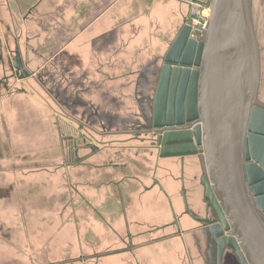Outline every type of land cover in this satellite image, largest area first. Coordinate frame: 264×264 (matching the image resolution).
I'll return each instance as SVG.
<instances>
[{"label":"crops","instance_id":"1","mask_svg":"<svg viewBox=\"0 0 264 264\" xmlns=\"http://www.w3.org/2000/svg\"><path fill=\"white\" fill-rule=\"evenodd\" d=\"M4 1L6 4L8 1L13 4V0ZM186 2V0H23L24 6H37L38 18H29L30 10H28L21 24L18 23V27L27 41L24 48L26 53L30 49H36L38 54L53 52L57 57V52L62 54V48H66L65 51L69 52L70 45L74 43L71 52L77 61L70 63L67 74L63 72L56 58L54 61L57 80L62 81L63 76L66 77L65 81L71 79V88L78 86V72L80 78L84 76L85 80H88V71L92 70L95 62H99L103 70L113 69L115 64L120 68L128 60L132 62V67L137 68L133 99L137 105V114L141 116L143 98L140 100L138 95L139 84L141 81H155V79L158 81L156 69L159 54L164 57L184 24L188 14ZM77 5L82 6L81 13L86 15L85 19L79 15V12L77 13L78 10L75 9ZM251 12L259 45L260 40L264 42V0H251ZM62 13L70 18L67 24L63 21V26ZM9 18L6 9L0 7V27L5 30L4 35L0 32L1 36L10 33L9 28L2 26V21H12ZM84 26L85 29L79 30ZM63 33L69 40L62 41ZM15 45L17 52L20 53L18 44ZM162 57L160 62L163 60ZM21 63L24 68L25 65L30 66L25 56L21 59ZM82 70H85V73L80 72ZM7 84L8 81L5 85ZM92 86L93 77L92 81H87L85 85L86 102L94 101L92 97L95 93ZM89 87L91 89H88ZM156 87L157 82L151 102ZM259 94L264 98L263 92ZM11 95L0 97V151H14L13 158L0 159V264L58 262L61 257V221L64 209L62 186L73 189V193L78 192V189H74V186L78 188L74 181L79 159L77 157L73 159L67 187L63 183L61 170V125L48 117L51 111L55 113V110L44 103L43 97L44 101L31 93L21 97L13 96V93ZM7 96L12 99H5ZM100 97L99 99L105 98ZM22 107H24L22 111L24 118L21 122L22 114L19 111ZM72 108L73 112L78 111V107ZM24 126L27 127L26 130L23 129ZM99 150L97 146H93L92 152L87 155L91 156L87 157L86 161L87 172L92 171L93 178L101 181L98 185H94L93 182L85 184V196L89 199L91 220L102 222L106 225L105 232L109 233L108 228L114 224L113 217L116 213H121L125 218L127 210L123 199L129 195L124 196L126 192L120 190V186L123 183V186L126 185L128 180H133L137 184V199L134 206L137 212V231L140 234L138 244L142 245L145 240H152L155 244L156 237L152 235L154 231L149 229H155L160 233L173 224V213L177 217L172 203L173 198H177L173 187L175 183L171 179L172 171L167 169L169 175L164 176L162 173L159 176V164L156 162L151 166L152 171L149 174L145 168L137 167L134 159L123 165H114L113 161L107 160L109 164L106 165L104 162L106 157L100 155ZM203 168L204 173H199L201 184L204 175L206 177L204 163ZM178 170L180 175V167ZM186 172L188 171L183 167L184 185L188 179ZM172 191L173 193H170ZM176 191V194H180L179 189ZM105 199L116 201L114 203L116 211H111V205L105 204ZM159 202L164 204L160 209H163L164 218H169V221L157 220L160 213ZM182 204L176 220L186 217L190 222H197L184 211V208H181L184 206ZM188 205L191 213L197 216L195 207L189 199ZM154 244L149 248L142 247L140 251L141 256L146 259L148 254H151L150 262L153 254L158 252L156 246L168 253L175 251L173 246L179 247L178 241L175 240L161 246Z\"/></svg>","mask_w":264,"mask_h":264},{"label":"rangeland","instance_id":"2","mask_svg":"<svg viewBox=\"0 0 264 264\" xmlns=\"http://www.w3.org/2000/svg\"><path fill=\"white\" fill-rule=\"evenodd\" d=\"M186 1L189 14L192 6L191 2L197 1L201 3L203 7L200 11L204 9L206 10L205 13H207L212 0ZM0 7L6 9L9 19L12 20L9 22L2 21V26L10 29V33L7 36H3L5 30L0 27V32L3 34L2 36L0 35V97L5 95L12 96V93L13 96L21 97V95L25 96L26 93H31L39 100H43V97L45 99V101L43 100L44 103L48 104L52 110H55V113L51 111L48 117L61 125V170L63 183L67 187L70 166L74 158L77 157L79 159L77 175L74 181L78 185V188L74 186V189H78V192L73 193V189L70 190L64 185L62 186V208L64 209L61 221L62 245L60 246V261H47L46 264H243L237 258V255L241 256V254L234 249L233 244L227 238L220 237L218 238V240H221L218 243L219 245L215 243L209 230V225L205 226L198 222H190L186 217L180 218L179 221L178 219L176 220L182 203V206H184L181 208H184L185 212L186 206L190 210L188 199L191 200L197 212V216L193 215L196 217H203L204 215L202 198L204 187L199 182L201 172L204 173L203 160L201 153L185 157L184 167L185 171H188L186 172V179H188L184 185L183 170L180 169V175H178L179 160L159 158L157 146L151 145L155 138L146 131V127L151 122V100L157 82L156 79L155 81H141L139 84L138 95L140 100L143 98V114L138 116L137 105H135L133 99L137 68H133L132 62H129V60L127 63H123L120 68L115 64V68L104 70L100 68L99 62H95L92 65V70L88 71L89 75L87 77V81H92L93 77L92 90L95 94L92 98L94 101L86 102L84 99L87 81L84 76L80 78V73L78 72V86H76L77 88H71V79L65 81L66 77L63 76V80L58 81L54 70L55 58L59 61L58 64H61L65 74L68 73L70 63L77 61L71 52L74 43L70 45L69 52L65 51L66 48H62V54L57 52V57L53 52L38 54L36 49H30L26 53L24 48L27 41L22 32L19 31L18 23L23 21L28 10H30L28 17L37 19V6H24L23 0H13V4L10 1L6 4V1L0 0ZM75 9L85 19L86 15L81 13L82 6L77 5ZM69 19L68 16L62 13V26L63 21L67 24ZM81 29H85V26L79 30ZM195 34L199 38L198 31ZM61 39L62 41L69 40L65 33L62 34ZM199 41L201 40L199 39ZM15 43L18 44L20 53L17 52ZM259 45L261 65V87L259 88V93H264V42L260 40ZM16 55L19 56L20 60L25 56L30 65L23 67L27 74L25 78L17 74L12 68L13 66H11ZM161 55L159 54L158 57L157 78L164 63L163 60L160 62ZM80 72L85 73V70ZM7 81L8 84L5 85ZM88 89H91V87ZM9 96L5 97V99L11 100L12 97ZM100 96L105 98L99 99ZM258 102L264 104L262 94H258ZM72 107H78V111L73 112ZM22 109L20 108L19 111L22 114V117H20L21 122L24 118V113H22L24 107ZM23 124L25 125V123ZM23 129L26 130L27 127L24 126ZM93 146H97L100 149L98 151L101 153L100 155L106 157V161H104L106 165L109 164L107 160L113 161L114 165H123L128 163L130 159H134V162H137V167L145 168V171L149 174L152 171L151 166L156 162L159 164V176L162 173H164V176L169 175L170 173L167 169L172 171L173 178L171 177V179L175 183L173 187H175L174 193L177 195V198H173L172 203L177 212V217L173 213V224L170 226V219V227L167 230L159 233L155 229H149V231H154L152 235L156 237L155 244L152 240H145L142 245L138 244L140 234L137 231V212L134 206L137 199V184L133 180H128L126 185L123 186V183L120 186V190L122 189L126 192L124 196H130H126L123 199L127 210L125 218L122 217L121 213H116V216L113 217L115 219L114 224L108 228L109 233L105 232L106 225H103L102 222L91 220V208L89 199L85 196V184L93 182L94 185H98L101 182L100 179L93 178L92 171L87 172L86 161L87 157L91 156L87 155L92 152ZM13 153L14 151L12 150L0 151V159L13 158ZM130 175L133 176L134 174ZM166 186H168L167 183ZM171 188L172 185L170 184ZM177 189H179L180 194H176ZM170 193H173V191ZM115 202L113 199L104 200L105 204L111 205L112 212L116 211L114 209ZM163 205L162 202H159V209ZM159 212L157 218L159 222L169 221V218H164L163 209H160ZM210 216H212L211 212L209 213ZM184 220L188 223L185 224ZM214 229L217 228L213 227ZM171 240L179 243V247L177 245L173 246L175 248L174 252L168 253V251L156 246L158 252L153 254L151 262V254H148L147 259L140 254L142 247L149 248L152 244L161 246ZM221 246H223L222 252H220ZM48 248L47 255H49ZM53 248L52 246V251ZM56 250L58 249L56 248ZM154 256L155 258H153Z\"/></svg>","mask_w":264,"mask_h":264},{"label":"water","instance_id":"3","mask_svg":"<svg viewBox=\"0 0 264 264\" xmlns=\"http://www.w3.org/2000/svg\"><path fill=\"white\" fill-rule=\"evenodd\" d=\"M190 32L184 21L163 58L146 129L160 158L201 153L203 202L215 218L186 212L208 223L215 243H233L243 264H264V104L251 0H212L204 39ZM12 66L27 76L19 56Z\"/></svg>","mask_w":264,"mask_h":264},{"label":"built area","instance_id":"4","mask_svg":"<svg viewBox=\"0 0 264 264\" xmlns=\"http://www.w3.org/2000/svg\"><path fill=\"white\" fill-rule=\"evenodd\" d=\"M191 5L192 6L188 17L185 19V23L191 27L190 37L196 39L197 41H199V39L203 40L208 27L210 8L208 7L207 13H205L206 10L204 9L200 11L203 7L201 3H198L197 1L191 2ZM197 31L199 38L195 34Z\"/></svg>","mask_w":264,"mask_h":264},{"label":"flooded vegetation","instance_id":"5","mask_svg":"<svg viewBox=\"0 0 264 264\" xmlns=\"http://www.w3.org/2000/svg\"><path fill=\"white\" fill-rule=\"evenodd\" d=\"M192 126V124L191 123H184L182 126H180V127H178V128H180V129H188V128H190ZM146 131H147V129H146ZM153 144V143H152ZM153 146H155L154 144H153ZM179 160V167H180V169L181 170H183V167H184V163H185V161H183V158H182V160H180V159H178ZM205 176V175H204ZM203 213H204V215H203V217H196V216H194L193 215V213H191L195 218H197V219H209V220H212V219H214L215 217H214V215L212 214V216H210L209 217V213L211 212V208L210 207H206L205 206V203L203 202ZM194 219V218H193ZM195 221H197V220H195ZM198 223H201L202 225H205V226H208V223H206V222H199V221H197ZM222 252V251H221Z\"/></svg>","mask_w":264,"mask_h":264},{"label":"bare ground","instance_id":"6","mask_svg":"<svg viewBox=\"0 0 264 264\" xmlns=\"http://www.w3.org/2000/svg\"><path fill=\"white\" fill-rule=\"evenodd\" d=\"M12 66V65H11ZM13 68V67H12ZM153 145V144H152ZM158 157H159V155H158ZM186 157H190V156H186ZM160 158V157H159ZM168 158H177V159H180L179 157H168ZM185 158V157H184ZM184 158H183V161H184ZM214 231H216V230H214ZM221 241V240H220ZM233 244V243H232ZM221 245V244H220ZM222 247L223 246H221V251H222ZM237 258H238V260H239V262L240 263H242L243 262V259H242V257L240 256V255H237Z\"/></svg>","mask_w":264,"mask_h":264}]
</instances>
